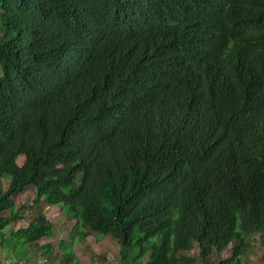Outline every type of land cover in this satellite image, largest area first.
I'll list each match as a JSON object with an SVG mask.
<instances>
[{
	"label": "trees",
	"instance_id": "obj_1",
	"mask_svg": "<svg viewBox=\"0 0 264 264\" xmlns=\"http://www.w3.org/2000/svg\"><path fill=\"white\" fill-rule=\"evenodd\" d=\"M41 204L122 264H194L196 244L243 264L264 237V0H0V246L81 264L38 243Z\"/></svg>",
	"mask_w": 264,
	"mask_h": 264
},
{
	"label": "rangeland",
	"instance_id": "obj_2",
	"mask_svg": "<svg viewBox=\"0 0 264 264\" xmlns=\"http://www.w3.org/2000/svg\"><path fill=\"white\" fill-rule=\"evenodd\" d=\"M19 163H23L24 157L18 158ZM8 180L4 181V187L8 185ZM17 208L23 207V215L21 218L13 221L12 226L14 228L25 226L33 218L35 214L33 200L35 199L34 186H28L24 192L15 193L11 195ZM41 211L51 218L55 223L56 233L51 237H44L38 243L40 245L50 242L54 245V253L63 252L60 249V242L66 241L68 247L72 248V252L75 258L79 260L81 264H122L120 261V245L117 240L111 236H99L96 233L86 235V239L80 240L73 238L72 230L76 223L75 219H69L66 212L63 211L62 205H46L41 204ZM253 251H249V256L244 259L243 264H264V237L262 235L255 236L252 239ZM199 247L196 244L188 254L194 258V264H203L199 255ZM222 258L229 257L232 254V244L221 253ZM6 252H3L0 246V264H14L12 261L6 258ZM212 258L217 261L216 255L213 254ZM48 260L46 258H40L38 261H34L33 264H64L60 259ZM126 264H133V261H129Z\"/></svg>",
	"mask_w": 264,
	"mask_h": 264
},
{
	"label": "clouds",
	"instance_id": "obj_3",
	"mask_svg": "<svg viewBox=\"0 0 264 264\" xmlns=\"http://www.w3.org/2000/svg\"><path fill=\"white\" fill-rule=\"evenodd\" d=\"M21 157H23V156H21Z\"/></svg>",
	"mask_w": 264,
	"mask_h": 264
}]
</instances>
